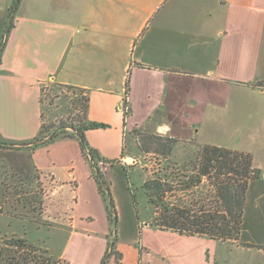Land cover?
Returning <instances> with one entry per match:
<instances>
[{
	"label": "crops",
	"instance_id": "1",
	"mask_svg": "<svg viewBox=\"0 0 264 264\" xmlns=\"http://www.w3.org/2000/svg\"><path fill=\"white\" fill-rule=\"evenodd\" d=\"M15 1L0 0V41ZM47 84L87 91V121L104 127L85 139L102 160L126 166L131 156L121 153L135 131L177 139L191 153L194 144L249 153L261 172L248 188L239 244L159 233L167 240L160 247L118 245L124 264H264V0L17 1L0 55V143L15 144L0 146L11 160L3 162L20 177L48 178L53 196L69 185L75 215L82 209L69 216L56 260L100 264L111 225L78 141L20 147L39 133ZM94 212L106 219L98 232L90 229ZM79 240L94 241V252L80 249L74 258Z\"/></svg>",
	"mask_w": 264,
	"mask_h": 264
},
{
	"label": "trees",
	"instance_id": "2",
	"mask_svg": "<svg viewBox=\"0 0 264 264\" xmlns=\"http://www.w3.org/2000/svg\"><path fill=\"white\" fill-rule=\"evenodd\" d=\"M12 27L7 24L6 29ZM6 31V30H5ZM8 33V32H7ZM4 46V36L0 41V55ZM59 89L71 91L74 98L70 102L69 115L65 120L46 122L42 111L41 127L37 136L29 143L21 144L31 149L48 145L57 139H76L86 161L88 155L92 158L98 173L92 169V178L97 185L99 194L107 203L106 213L111 228L116 227L115 209L112 205L109 189L104 180V174L98 168V162L103 161L114 165L116 161L107 162L99 158L95 150L86 142L85 132L104 127L87 121L88 93L86 90L71 86L54 84ZM129 80L126 82L123 106L127 108L124 118L129 115L128 107ZM46 90H42L41 105L47 101ZM52 102H49V106ZM142 138L135 144L143 154L158 157V165L149 178L141 184V191L153 211L151 219L145 223L150 229L159 232H169L181 237H197L217 243H231L240 239L246 196L250 184L261 179V172L253 167L252 156L249 153L231 150L214 145L194 144L192 157L182 164L173 162L175 149L181 141L155 134L133 132ZM48 138V139H47ZM133 138V137H132ZM137 139V138H135ZM15 144H1L2 148L14 147ZM9 149V148H8ZM124 149L121 158H125ZM164 166L162 167V164ZM126 167V166H124ZM128 181L126 169L123 168ZM0 184L2 197L5 188ZM206 187V192L201 191ZM136 213V192L128 188ZM199 192V193H198ZM198 196V197H197ZM21 200L16 203L22 205ZM23 205L22 208L25 209ZM29 207V206H28ZM32 209V208H31ZM2 212V207H0ZM100 264H107L109 258H114L115 264H120L121 255L116 251V237L113 247L107 257L110 247ZM0 264H68L63 260L53 259L38 246L28 243L24 238L11 236L0 238Z\"/></svg>",
	"mask_w": 264,
	"mask_h": 264
},
{
	"label": "rangeland",
	"instance_id": "3",
	"mask_svg": "<svg viewBox=\"0 0 264 264\" xmlns=\"http://www.w3.org/2000/svg\"><path fill=\"white\" fill-rule=\"evenodd\" d=\"M45 90L49 97L43 105V112L46 116L45 121L56 123L65 120L69 115L70 102L74 98L72 92L59 89L54 84H47ZM50 101L52 105L49 106ZM141 140L142 138L136 133L134 136H128L125 144V155L131 156L132 159H125L124 164H126V167L119 161V158V160H108L107 162L116 161V163L112 166L107 163L108 169L103 173L115 209L116 247L120 245L128 250H131L128 243L134 240L141 244L148 242L154 247H160L167 241L166 238L159 236V233L166 232L148 230L145 226L146 222L144 221L148 222L151 219L153 211L141 191V184L151 176L150 170L156 169L155 166L158 165L159 161H157L158 157L152 154H143L137 149L135 144H137V141L141 142ZM189 149V147L185 149L184 146H177L172 158L173 162L182 164L187 161L185 157L189 154V157H192ZM3 161L10 162L11 160L7 158L5 153L0 151V184L3 181L2 188L6 189L5 197H2L0 191V207H2V212H0V236L16 235L24 238L28 243L47 250L48 254L56 259L63 251L69 237L68 218L75 215V210H73L75 200L72 199L69 185H64L65 187L58 190L57 194L53 196L48 178L39 179V175L32 171L20 177ZM87 162L90 164L89 161ZM160 164H162V167L164 166V163ZM123 168L126 169L128 181ZM63 181H67L66 178ZM128 188L136 192L138 214L134 209ZM199 192H206V187H202ZM100 198L103 208L106 209L107 203L101 195ZM17 200H21L22 205L16 203ZM24 204L29 207L25 206V209H23ZM88 207L95 211L97 208L96 202L90 201ZM81 209V207L77 209L76 215ZM262 209L264 210V207ZM94 215V223L90 225V229L98 232L102 226H105L106 219L100 218L96 212H94ZM262 215L264 216V213ZM246 216L245 226L248 229L251 226L248 208L246 209ZM258 221L263 222L261 229L264 231V218ZM113 235L112 227L110 240H112ZM76 245L81 248L76 246L72 248L71 254L74 258L78 250L83 249L89 255L94 252L95 245L97 246L94 241H85L83 244L80 240L76 242ZM111 259L109 258L108 262ZM120 264H124L122 260Z\"/></svg>",
	"mask_w": 264,
	"mask_h": 264
},
{
	"label": "water",
	"instance_id": "4",
	"mask_svg": "<svg viewBox=\"0 0 264 264\" xmlns=\"http://www.w3.org/2000/svg\"><path fill=\"white\" fill-rule=\"evenodd\" d=\"M17 1H18V0L15 1V4L13 5V8H12V10H11V12H10L8 25H10V23H11V21H12L13 13H14L15 6H16ZM7 32H8V29H6V31H5V34H4V40H5L6 36H7ZM47 139H48V138H47ZM22 147H25V146H22ZM88 160H89L91 166L93 167V169L98 173L99 171H98L97 167L95 166V164H94L92 158H91L89 155H88ZM263 178H264V175H263ZM113 233H114V235L112 236V241H111V243H110V247H109V250H108L107 257L109 256V254H110V252H111V249H112V247H113V238H114V236H115V228H113Z\"/></svg>",
	"mask_w": 264,
	"mask_h": 264
},
{
	"label": "built area",
	"instance_id": "5",
	"mask_svg": "<svg viewBox=\"0 0 264 264\" xmlns=\"http://www.w3.org/2000/svg\"><path fill=\"white\" fill-rule=\"evenodd\" d=\"M120 109H121V111H122L123 113H125V111L127 110V108H125V107L123 106V104L121 105ZM131 159H132V158H129V160H131ZM155 167H156V166H155ZM98 168H99V170H100L101 173H104V172L107 171V169H108V165H107L106 162L99 161V162H98ZM154 171H155V169H153V171L150 170V174H152Z\"/></svg>",
	"mask_w": 264,
	"mask_h": 264
}]
</instances>
